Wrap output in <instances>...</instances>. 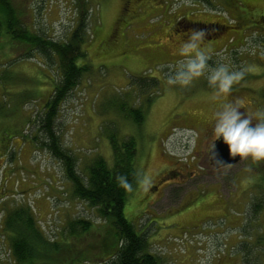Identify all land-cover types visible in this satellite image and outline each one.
<instances>
[{
	"label": "rangeland",
	"instance_id": "1",
	"mask_svg": "<svg viewBox=\"0 0 264 264\" xmlns=\"http://www.w3.org/2000/svg\"><path fill=\"white\" fill-rule=\"evenodd\" d=\"M127 3L11 0L26 28L53 40H69L86 12L82 47L91 66L59 107L55 128L63 148L73 151L85 178L98 157L113 162L110 133L136 138L141 174L153 182L147 191L138 183L125 214L148 228L151 250L164 264H264V158L248 155L215 168L209 154L223 104L240 102L238 111L253 124L264 119L257 115L264 113V0H132L125 10ZM212 23L218 29L205 34L213 39L199 48L207 57L202 73L169 83L195 57L181 53L182 38ZM6 35L0 63L12 61L1 70L6 89L0 83V261L15 264L2 227L5 209L28 201L49 238L77 245L78 264H103L113 251L109 223L72 195L62 162L42 144L38 119L50 78L59 75L57 57L56 64H44L40 52L23 58L33 45ZM221 65L244 72L228 93L209 81ZM136 77L147 85L132 83ZM125 100L146 109L141 124L116 109ZM74 217L90 219L92 229L64 234ZM72 251L53 255L68 260Z\"/></svg>",
	"mask_w": 264,
	"mask_h": 264
},
{
	"label": "trees",
	"instance_id": "2",
	"mask_svg": "<svg viewBox=\"0 0 264 264\" xmlns=\"http://www.w3.org/2000/svg\"><path fill=\"white\" fill-rule=\"evenodd\" d=\"M80 18L69 40L48 39L26 28L19 19L11 0H0V36L7 34L6 36L26 45H33L28 48L29 52H26L28 55L23 58H30L34 52H40L39 54L45 58L44 64L46 61L56 64L57 57L59 75L51 78L49 76L51 79L49 83L52 84L51 95L45 102L42 117L38 119L39 128L41 127L46 134V140L44 139L45 142L43 141L42 144L62 162L65 176L71 183L72 195L86 201L99 217L109 223L114 238L110 244L113 251L103 264H164L160 256L151 250L148 228L142 227L135 220H129L125 214L128 197L138 185L139 176L142 175L138 165L139 154L136 138L133 136L119 138L117 133H110L109 142L113 162L109 163L104 157H98L88 166L84 178L77 170L75 154L72 150L63 148L55 128L61 103L91 66L86 59L87 52L82 47L86 30L85 11H82ZM2 47L3 45L0 44V49ZM11 61L0 63L3 65L0 66V83L5 89L1 70L7 72ZM144 78L138 77L137 79L136 77L132 83H142L140 86H146L147 79ZM117 105L116 109L122 111L127 119L137 124L144 121L147 114L145 108L133 107L128 100L119 102ZM20 131L22 132L21 129ZM120 175L126 176L132 183L131 191L119 184L117 177ZM23 195L25 197V194ZM93 225L88 218L74 217L68 220L63 233L77 237L91 230ZM2 227L9 241L15 264H78L80 262L79 258H74V250H79L77 245L73 247L63 240L49 238L28 201L6 208ZM243 243V247L250 248V242ZM60 250H73L72 254H74L72 258H67L68 260L62 256V253L61 256L54 257L53 254ZM0 264L4 263L0 261Z\"/></svg>",
	"mask_w": 264,
	"mask_h": 264
},
{
	"label": "clouds",
	"instance_id": "3",
	"mask_svg": "<svg viewBox=\"0 0 264 264\" xmlns=\"http://www.w3.org/2000/svg\"><path fill=\"white\" fill-rule=\"evenodd\" d=\"M203 36L202 30L194 31L189 40L182 45L180 49L182 54L195 51V57L189 58L188 62L182 65L181 70L177 72L176 79L169 78V83L179 80L186 84L192 76H199L202 73L207 60L205 53L199 49V43ZM243 75V71L229 72L227 66L221 65L209 76V81L217 85L218 91L228 93L233 82L239 80ZM238 108H240V102H229L223 104L221 110L215 113L212 149L215 148L214 141L222 136L232 156L250 154L254 159L264 158V119L253 125L252 117L238 111ZM257 115L264 117V113ZM117 180L123 188L132 190V183L126 176L120 175ZM152 182V177L149 174L145 173L139 176L138 183L143 186L145 191Z\"/></svg>",
	"mask_w": 264,
	"mask_h": 264
},
{
	"label": "water",
	"instance_id": "4",
	"mask_svg": "<svg viewBox=\"0 0 264 264\" xmlns=\"http://www.w3.org/2000/svg\"><path fill=\"white\" fill-rule=\"evenodd\" d=\"M209 154L210 162L215 168L236 164L248 156H241L240 154L232 156L229 152V147L227 143L223 141L222 136L217 138L215 141V148H211Z\"/></svg>",
	"mask_w": 264,
	"mask_h": 264
},
{
	"label": "flooded vegetation",
	"instance_id": "5",
	"mask_svg": "<svg viewBox=\"0 0 264 264\" xmlns=\"http://www.w3.org/2000/svg\"><path fill=\"white\" fill-rule=\"evenodd\" d=\"M128 1V3H127V6L125 7V10H130V8H131V4H132V0H127ZM197 24V23H196ZM192 25H194V22L192 23ZM223 26V25H222ZM221 26V27H222ZM224 27H226V26H224ZM196 29V31H203L204 32V36H203V39H202V41L203 42H201V43H199V48L201 49V50H203V49H205L204 48V45H205V43H208V42H211V40L213 39V37H211V35L209 34L208 36H206V34H205V32H208L209 33V31H212V32H216V29H218V25L217 24H215V23H212L211 24V26H209L208 27V25H205L204 24V26L202 27V26H200L199 27V29H197V27L195 28ZM189 38L190 37H183L182 39H185V42H187L188 40H189ZM207 45V44H206ZM184 57H189V54H187V55H184ZM217 140V139H216ZM215 140V141H216ZM215 141H214V143H215ZM212 148V147H211ZM210 150V149H209Z\"/></svg>",
	"mask_w": 264,
	"mask_h": 264
}]
</instances>
